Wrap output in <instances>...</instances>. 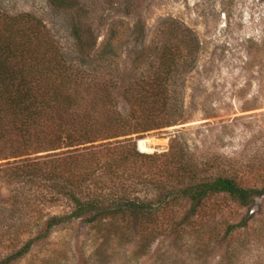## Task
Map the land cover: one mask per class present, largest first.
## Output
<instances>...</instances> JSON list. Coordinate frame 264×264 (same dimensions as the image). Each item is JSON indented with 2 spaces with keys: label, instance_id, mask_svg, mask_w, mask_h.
Returning <instances> with one entry per match:
<instances>
[{
  "label": "rangeland",
  "instance_id": "rangeland-1",
  "mask_svg": "<svg viewBox=\"0 0 264 264\" xmlns=\"http://www.w3.org/2000/svg\"><path fill=\"white\" fill-rule=\"evenodd\" d=\"M61 3L70 8L51 0H0V17L32 16L88 77H110L120 85L157 67L165 30L179 31L187 47L171 81L177 122L143 139L127 138L138 149L147 142L153 151L148 155L165 153L176 141L205 179L230 178L263 195L244 205L215 194L195 212L180 200L153 224L72 220L48 229L47 222L69 214L72 205L62 196L46 198L42 181L0 173V263L16 256L8 264H264V0ZM76 22L93 32L91 57L76 51ZM118 101L126 114L128 107ZM149 190L137 187L142 197Z\"/></svg>",
  "mask_w": 264,
  "mask_h": 264
},
{
  "label": "trees",
  "instance_id": "trees-1",
  "mask_svg": "<svg viewBox=\"0 0 264 264\" xmlns=\"http://www.w3.org/2000/svg\"><path fill=\"white\" fill-rule=\"evenodd\" d=\"M72 30L77 53L91 57V28L76 22ZM164 37L159 65L120 85L110 77H88L32 16L0 17V173L20 182L42 181L46 198L62 196L72 205L69 214L52 217L48 229L72 220L153 224L180 200L195 212L211 195L229 194L244 205L263 195L230 178L205 179L176 141L167 152L148 155L153 151L146 142L138 149L127 138L143 139L177 122L171 81L187 42L176 29H166ZM119 98L126 114L118 109ZM140 185L151 188L144 197ZM95 188L104 193L97 195Z\"/></svg>",
  "mask_w": 264,
  "mask_h": 264
},
{
  "label": "bare ground",
  "instance_id": "bare-ground-1",
  "mask_svg": "<svg viewBox=\"0 0 264 264\" xmlns=\"http://www.w3.org/2000/svg\"><path fill=\"white\" fill-rule=\"evenodd\" d=\"M156 141H157V140H156ZM156 141L149 140V145H150V146H157L158 142H156ZM146 144H147V142H146Z\"/></svg>",
  "mask_w": 264,
  "mask_h": 264
}]
</instances>
